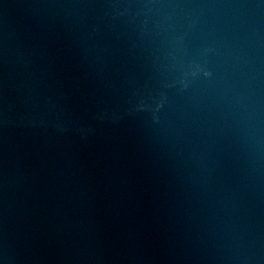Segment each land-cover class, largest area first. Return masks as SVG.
<instances>
[{"label":"water","instance_id":"1","mask_svg":"<svg viewBox=\"0 0 264 264\" xmlns=\"http://www.w3.org/2000/svg\"><path fill=\"white\" fill-rule=\"evenodd\" d=\"M0 264H264V0H0Z\"/></svg>","mask_w":264,"mask_h":264}]
</instances>
